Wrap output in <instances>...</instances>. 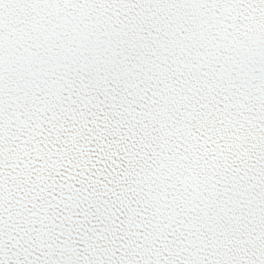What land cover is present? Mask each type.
I'll use <instances>...</instances> for the list:
<instances>
[{
    "label": "snow or ice",
    "instance_id": "1",
    "mask_svg": "<svg viewBox=\"0 0 264 264\" xmlns=\"http://www.w3.org/2000/svg\"><path fill=\"white\" fill-rule=\"evenodd\" d=\"M0 264H264V0H0Z\"/></svg>",
    "mask_w": 264,
    "mask_h": 264
}]
</instances>
